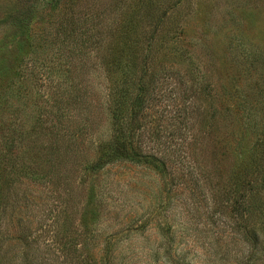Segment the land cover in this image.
Returning <instances> with one entry per match:
<instances>
[{
	"label": "rangeland",
	"instance_id": "rangeland-1",
	"mask_svg": "<svg viewBox=\"0 0 264 264\" xmlns=\"http://www.w3.org/2000/svg\"><path fill=\"white\" fill-rule=\"evenodd\" d=\"M36 1L0 0V264H264V0Z\"/></svg>",
	"mask_w": 264,
	"mask_h": 264
},
{
	"label": "trees",
	"instance_id": "trees-1",
	"mask_svg": "<svg viewBox=\"0 0 264 264\" xmlns=\"http://www.w3.org/2000/svg\"><path fill=\"white\" fill-rule=\"evenodd\" d=\"M36 0H22L21 6L18 4L12 5L11 7H8L7 10V15L4 18V23L7 25H10L12 27H17V28H23L28 26V17L35 12L36 10ZM123 149L120 151H116V155L118 157H125V154L123 153ZM263 203L258 202V203H250L249 206V211H255L258 210L257 207H262ZM110 251H106L105 257H104V264H109V257L112 255L110 254Z\"/></svg>",
	"mask_w": 264,
	"mask_h": 264
}]
</instances>
